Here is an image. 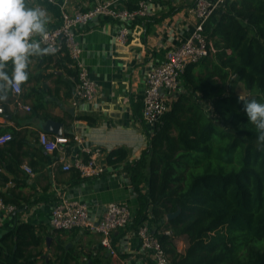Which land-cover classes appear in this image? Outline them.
Here are the masks:
<instances>
[{"label": "crops", "instance_id": "crops-1", "mask_svg": "<svg viewBox=\"0 0 264 264\" xmlns=\"http://www.w3.org/2000/svg\"><path fill=\"white\" fill-rule=\"evenodd\" d=\"M147 1L151 15L146 19L137 18L125 24L97 18L78 30L81 61L98 84V95L93 102L72 105L76 76L70 73L61 55L48 53L30 57L29 79L20 84L23 105L36 108V112L12 105L11 97L7 108L0 102L4 110L0 114V136H13L10 142L0 145V169L3 170L0 194H6L8 201L17 206L15 214L0 215V238L20 224L34 226L36 235L41 238L39 246L30 247L33 253L42 254L37 264H62L64 259H69V264H154L150 255L142 250L137 236L141 225H136L135 217L140 202L129 168L147 147V132L153 128L142 119L146 75L152 67L165 62L169 50L189 38L196 20L191 14L195 0ZM101 2L130 11L129 0H55L54 3L26 0L28 6L46 12L47 31L60 26L63 9L74 13ZM221 13L217 11L209 20L207 32ZM124 25L129 27L130 37L127 44L122 45L116 38ZM210 67L205 62L195 67V79H203ZM6 70L11 72V62ZM234 87L244 88L241 83L229 84L226 88L233 92ZM180 88H187L185 78ZM81 117L93 118L96 123L90 125L85 119H78ZM48 120L64 125L60 136L45 130ZM40 133L50 139L67 138L69 143L64 151L47 153L39 141ZM67 133L71 137H67ZM117 148L127 149L128 158L122 163L107 165V172L102 176L83 179L75 170L64 172L62 169L63 163L72 162L76 155L87 159V149L99 151L101 161L106 162L108 153ZM24 166L33 170V177ZM143 192L148 193V184L143 185ZM61 199L86 204L92 220L102 219L111 203L129 205L134 220L128 227L114 232L115 256L101 246L97 233L81 229L58 232L51 227L52 211ZM142 225L148 226L155 235L157 228L159 232L165 230L151 221ZM175 246L179 254L185 255L188 238H177ZM72 256L78 257V261L70 259Z\"/></svg>", "mask_w": 264, "mask_h": 264}, {"label": "trees", "instance_id": "trees-1", "mask_svg": "<svg viewBox=\"0 0 264 264\" xmlns=\"http://www.w3.org/2000/svg\"><path fill=\"white\" fill-rule=\"evenodd\" d=\"M128 8L136 10L138 1L129 0ZM221 11L208 32L215 52L199 63L209 64V73L196 80L199 64L189 66L187 88L147 132V147L129 168L140 202L136 225L151 221L165 229L157 228L156 235L170 264H264V141L238 100L264 103V0H227ZM61 57L77 77L68 53ZM238 83L249 95L226 88ZM11 92L1 102L4 108ZM127 158V149L117 148L106 163ZM0 197L15 205L6 194ZM179 237L189 240L185 255L177 252ZM40 243L32 225L8 230L0 238V264H37L42 254L30 247Z\"/></svg>", "mask_w": 264, "mask_h": 264}, {"label": "built area", "instance_id": "built-area-1", "mask_svg": "<svg viewBox=\"0 0 264 264\" xmlns=\"http://www.w3.org/2000/svg\"><path fill=\"white\" fill-rule=\"evenodd\" d=\"M54 3L55 0H46ZM68 1V0H67ZM170 2L173 0H161ZM227 0H195L191 14L196 22L189 38L180 46L166 53L165 62L160 66L152 67L146 75V89L144 93L142 119L148 125L153 126L170 110L171 103L181 92L180 83L187 69L191 65L199 64L203 59L215 52L213 44L208 37L206 25L220 11ZM66 4H64V7ZM147 0H140L138 8L133 11L121 10L109 2L97 3L87 10H77L70 13L63 9L60 26L47 31V38L42 40L41 47H53L56 49L51 55H63L68 53L71 58V68L77 71L76 83L72 97V105L77 107L81 103L93 102L98 95V84L92 79L86 66L81 61V48L77 41V32L81 27L87 26L97 18H108L113 21L129 24L137 18L146 19L151 15ZM130 37L129 27L124 25L116 38L118 44H127ZM37 41L39 35L32 37ZM12 91V105L27 112L30 106H24L21 95V85H10ZM4 110L0 107V114ZM13 139L12 134L0 136V145H5ZM39 141L45 152L53 154L56 151H64V146L69 139L55 137L50 139L45 133H40ZM88 158L84 159L76 155L72 162H64V172L75 170L81 178L90 179L104 175L108 164L101 161L99 151L85 150ZM24 170L33 177L34 172L29 166ZM3 170L0 169V173ZM17 212L14 205L6 204L0 197V215H13ZM134 220V216L128 204L111 203L107 206L102 219L92 220L86 204L76 200L61 199L55 205L50 220L51 227L56 231L71 232L77 229L94 232L100 235L101 246L107 249L112 256L117 253L113 247L112 237L114 232L128 227ZM170 234V232H167ZM137 236L140 239L141 248L152 258L154 264H170L169 257L164 250L159 238L145 225L138 227Z\"/></svg>", "mask_w": 264, "mask_h": 264}, {"label": "clouds", "instance_id": "clouds-1", "mask_svg": "<svg viewBox=\"0 0 264 264\" xmlns=\"http://www.w3.org/2000/svg\"><path fill=\"white\" fill-rule=\"evenodd\" d=\"M48 18L44 10L30 7L26 0H0V102L8 98L9 85H20L29 79L30 57L52 54L53 47L42 48L47 38ZM39 35L41 40L32 39ZM11 62L12 70L7 71ZM243 111L259 131L264 141V103L238 96Z\"/></svg>", "mask_w": 264, "mask_h": 264}, {"label": "water", "instance_id": "water-1", "mask_svg": "<svg viewBox=\"0 0 264 264\" xmlns=\"http://www.w3.org/2000/svg\"><path fill=\"white\" fill-rule=\"evenodd\" d=\"M63 126L64 125L62 123L56 122L54 120H48L46 122L45 130L49 133H53L57 136H60L62 133V130H63ZM173 216H175V215H170L168 218L170 219Z\"/></svg>", "mask_w": 264, "mask_h": 264}, {"label": "rangeland", "instance_id": "rangeland-1", "mask_svg": "<svg viewBox=\"0 0 264 264\" xmlns=\"http://www.w3.org/2000/svg\"><path fill=\"white\" fill-rule=\"evenodd\" d=\"M232 91L235 93V94H238V95H244V96H247V92L246 90H244V88H237V87H234L232 88Z\"/></svg>", "mask_w": 264, "mask_h": 264}]
</instances>
